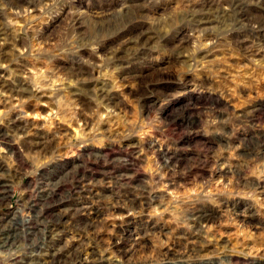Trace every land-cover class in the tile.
Instances as JSON below:
<instances>
[{"label": "rangeland", "instance_id": "obj_1", "mask_svg": "<svg viewBox=\"0 0 264 264\" xmlns=\"http://www.w3.org/2000/svg\"><path fill=\"white\" fill-rule=\"evenodd\" d=\"M1 17L0 223L34 231L19 264H264V0H0Z\"/></svg>", "mask_w": 264, "mask_h": 264}, {"label": "bare ground", "instance_id": "obj_2", "mask_svg": "<svg viewBox=\"0 0 264 264\" xmlns=\"http://www.w3.org/2000/svg\"><path fill=\"white\" fill-rule=\"evenodd\" d=\"M11 1V0H10ZM15 1V0H14ZM19 1V0H18ZM9 3V2H8ZM16 3V2H15ZM32 2H29V4ZM18 4V3H17ZM10 5V4H9ZM36 5V4H35ZM19 7V6H18ZM14 8V7H13ZM17 9V8H16ZM2 18V17H1ZM0 18V19H1ZM6 25L2 20H0V35H5ZM4 101V100H3ZM12 121V120H11ZM6 134V133H5ZM4 134V137H5ZM8 134V133H7ZM8 141V140H7ZM81 190V189H80ZM65 192V191H64ZM7 198V187L6 185L0 186V205H2ZM47 203V202H46ZM78 209V208H77ZM80 210V209H79ZM76 211V210H75ZM77 212V211H76ZM41 214V213H38ZM79 216V215H78ZM38 219V218H37ZM39 221V220H38ZM40 222L43 223V221L40 220ZM93 224V223H92ZM30 226L36 227L33 224ZM31 227V229H32ZM32 231V230H31ZM29 231H23L20 232L19 228L17 227V224L14 221H2L0 223V250L7 252L8 254H12L16 256L17 251L21 249L24 245L27 247L33 246V244L28 242L29 236H31L33 232ZM37 233V232H36ZM42 236V235H41ZM34 241V240H33ZM136 244V243H135ZM88 248V247H87ZM60 252V251H59ZM85 253L86 259L88 258H94L95 252L89 251L88 249H79L76 248L73 251H71L68 255V259H62V255L59 253H55L52 255L51 259L46 261V263L42 261H36L33 263L29 264H103L101 261L102 259H97L96 261L92 260H85L82 256ZM124 254V253H123ZM75 255V256H74ZM74 256V257H73ZM123 257V256H122ZM121 257V259H122ZM11 258V257H10ZM19 256L11 259L14 263L13 264H19L20 263V258ZM90 258V259H91ZM125 258V257H124ZM95 259V258H94ZM120 260V259H119ZM6 261V260H5ZM123 261V260H122ZM147 261V260H146ZM7 262V261H6ZM5 262V263H6ZM16 262V263H15ZM19 262V263H18ZM30 262V261H29ZM126 262V261H125ZM128 262V261H127ZM130 262V261H129ZM8 263V262H7ZM119 263V261H118ZM121 263V262H120ZM132 263V262H131ZM137 263V262H136ZM2 264V263H1ZM9 264V263H8ZM105 264V263H104ZM112 264V263H111ZM116 264V263H115ZM126 264V263H125Z\"/></svg>", "mask_w": 264, "mask_h": 264}]
</instances>
